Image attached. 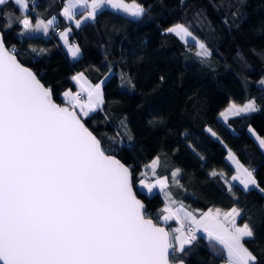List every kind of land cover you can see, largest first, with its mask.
<instances>
[{
    "label": "trees",
    "instance_id": "16d2710c",
    "mask_svg": "<svg viewBox=\"0 0 264 264\" xmlns=\"http://www.w3.org/2000/svg\"><path fill=\"white\" fill-rule=\"evenodd\" d=\"M64 2L29 0V8L21 10L8 0L0 11L14 19L27 15L33 24L56 17L53 27L71 29L68 40L80 47L77 58H68L51 29L49 35H20L22 25L5 28L7 17L0 15L6 47L14 46L20 63L51 87L60 105H67L61 97L65 90L77 89L71 79L76 73L83 72L91 84L105 77L104 104L83 120L108 154L131 170L134 193L148 218L168 230L174 225L158 220L165 193L146 194L135 186L141 173L149 179L146 165L159 157L156 175L168 177L166 191L176 205L194 215L209 208L240 209L237 223L249 222L255 229L246 246L264 264V193L232 182L234 170L226 159L231 150L241 164L256 170L264 188V153L248 131L252 127L264 137V87L257 85L264 79V0H138L146 9L140 18L103 8L78 28L60 15ZM177 23L205 42L212 54L201 58L193 44L166 31ZM39 49L45 51L40 54ZM248 100L255 101L257 111L231 116L225 123L218 119L229 102ZM177 168L179 185L171 179ZM213 170L223 176H212ZM176 255L185 264H218L222 250L199 236Z\"/></svg>",
    "mask_w": 264,
    "mask_h": 264
},
{
    "label": "snow or ice",
    "instance_id": "6c2138e0",
    "mask_svg": "<svg viewBox=\"0 0 264 264\" xmlns=\"http://www.w3.org/2000/svg\"><path fill=\"white\" fill-rule=\"evenodd\" d=\"M21 10L29 8V0H14ZM8 0H0V6ZM140 18L146 13L138 0H67L62 15L74 20H94L105 6ZM86 7V16L75 19L76 8ZM7 17L4 27L13 23L23 31H42L45 35L53 27L55 17L35 24L27 15ZM227 23V21H225ZM71 29L59 33L73 58L80 47L70 44ZM186 43L189 39L198 48L196 55L207 58L212 53L205 42L196 38L184 24L166 29ZM33 52L37 49L33 48ZM45 49H39L42 54ZM80 87L63 93L69 106H61L53 99L51 87L41 83L31 69L25 67L14 54V46L5 45L0 33V262L2 264H173L177 255L197 241L203 231L210 247L220 246L226 254V264H260L246 241L255 238L252 224L237 223L241 210L233 207L227 212L209 208L197 218L181 204L171 199L168 177L156 175L159 157L146 168L153 181L141 173L139 184L151 194L157 187L164 191L166 203L158 220H176L180 226L166 229L148 218L145 205L133 191V175L114 155L102 147L101 140L86 127L83 118L101 109L104 104V81L91 84L83 72L71 77ZM130 83V81H129ZM264 84V80L260 82ZM86 94V95H85ZM77 109L79 110L77 112ZM254 100L243 106L231 104L220 115L255 112ZM208 131L215 136L212 129ZM254 132V130L250 129ZM131 139V136L128 137ZM264 148V137L256 136ZM228 160L236 165L232 180L239 181L245 190L260 187L255 169L245 167L229 150ZM181 169L171 173L177 179ZM212 176H223L213 170ZM228 184L231 192L232 185ZM185 221L188 222L185 231ZM178 264H184L179 260Z\"/></svg>",
    "mask_w": 264,
    "mask_h": 264
},
{
    "label": "crops",
    "instance_id": "0c3cea01",
    "mask_svg": "<svg viewBox=\"0 0 264 264\" xmlns=\"http://www.w3.org/2000/svg\"><path fill=\"white\" fill-rule=\"evenodd\" d=\"M128 3V2H127ZM125 15V14H124ZM62 17H64V16H62ZM65 18V17H64ZM133 18H135V17H133ZM50 19H52V17L50 18ZM54 23H55V21H54ZM51 29V28H50ZM49 29V30H50ZM63 30V29H62ZM62 30H60V31H58L57 32V40H58V43H59V45H60V47L63 49V51L65 52V54L68 56V58H70V59H75V58H73L71 55H70V53H69V51H68V46L64 43V41L60 38V36H59V33L62 31ZM51 31V30H50ZM69 41V40H68ZM69 43L70 44H73V43H71L70 41H69ZM79 56V55H78ZM77 56V57H78ZM76 57V58H77ZM77 112H78V109H77ZM250 133V132H249ZM251 135V134H250ZM252 136V135H251ZM256 136H258L257 134H256ZM253 137V136H252ZM254 138V140H255V142L258 144V146H259V142H258V140L256 139V137L254 136L253 137ZM261 149V148H260ZM263 152V151H262ZM264 153V152H263ZM228 155V154H227ZM227 155H226V159H227ZM228 161V160H227ZM229 163H230V165L233 167V170H234V172H233V174L231 175V177H230V180L232 181V182H234V183H237L238 185H240L242 188H243V186L239 183V181H234V180H232L231 178H232V176L233 175H235L236 174V165L234 164V163H232V161H228ZM148 181H150V180H148ZM135 186H136V188L139 190V191H142V192H144V193H146V194H149L148 192H147V189H145V188H143V186H141L140 184H139V182H136V184H135ZM159 192V193H161L162 195H164V191H161L160 189H159V187L158 188H155L154 190H153V192ZM165 203H166V198H165ZM165 205V204H164ZM173 207H178L179 205H172ZM163 208H164V206H163ZM162 208V209H163ZM208 211V209H206V210H204V211H202V212H207ZM229 211V210H228ZM201 212V213H202ZM224 212H227V211H224ZM201 213H199L198 215H195L197 218H199V216H200V214ZM162 215V214H161ZM161 223H163V224H167V223H169L170 221H173L174 222V225L173 226H171L170 227V229H174V228H177V227H179L180 226V224L176 221V220H170V221H167V222H165V221H162V220H159ZM185 223H188L187 221H185ZM169 229V230H170ZM202 237V238H205L206 239V234L203 232V231H198L197 232V237ZM218 264H226V254L222 251V259L220 260V262L218 263Z\"/></svg>",
    "mask_w": 264,
    "mask_h": 264
},
{
    "label": "rangeland",
    "instance_id": "374dc122",
    "mask_svg": "<svg viewBox=\"0 0 264 264\" xmlns=\"http://www.w3.org/2000/svg\"><path fill=\"white\" fill-rule=\"evenodd\" d=\"M66 2H67V0H65V2H64V5L66 4ZM126 2V1H125ZM127 3V2H126ZM128 3H131V2H128ZM64 5L61 7V9H60V15L61 16H63L62 15V10H63V7H64ZM103 8H106V9H110V10H113V11H117V10H114V9H112L111 7H109V6H107V5H105ZM102 8V9H103ZM76 17H75V19H80V17H81V15H85L86 16V14H87V11H88V9L86 8V7H84V8H81V7H77L76 8ZM117 12H119V13H121V14H125V13H123V12H120V11H117ZM126 15V14H125ZM128 16V15H127ZM130 17V16H129ZM53 18V17H52ZM131 18H133V17H131ZM65 19L67 20V21H70V20H68L66 17H65ZM86 20H88V19H86ZM86 20H84V21H86ZM55 21H56V17H55ZM84 21H82V22H84ZM73 24H75V22H74V20H72L71 21ZM175 25V24H174ZM173 26V25H172ZM171 27V26H170ZM66 29V28H65ZM64 30V29H63ZM62 30V31H63ZM174 34V33H173ZM176 35V34H175ZM177 36V35H176ZM178 37V36H177ZM179 39H180V37H178ZM182 42H184V43H186L184 40H182V39H180ZM187 43H191V44H193L194 45V47H195V53L198 51V48L195 46V44L189 39V41L187 42ZM105 79V77L104 78H102V80L101 81H103ZM262 80H264L263 78H261V79H259L258 81H257V85H260V86H262V87H264V84H261L260 82L262 81ZM100 81V82H101ZM99 83V82H98ZM79 85L77 84V89L75 90V91H72V92H77V91H79ZM66 91V90H65ZM64 91V92H65ZM63 92V93H64ZM63 93H62V95H61V97H62V100L64 101V102H66L67 103V105L70 107V104H69V101L67 100V98H65L64 96H63ZM248 101H250V100H248ZM248 101H246V102H244V103H242V104H236V103H233V102H229L225 107H224V109H222L221 111H220V113L221 112H224L225 111V109H227L228 107H229V105H231V104H236L237 106H243L245 103H247ZM79 111V110H78ZM220 113L218 114V119L220 120V121H222V122H226V120H225V118L224 117H222L221 115H220ZM242 114H245V113H242ZM231 116H233V115H228V118L229 117H231ZM227 118V119H228ZM250 129H252V127H248V131L250 132V134L254 137H256V133H255V131L254 132H252V131H250ZM207 130H208V128H207ZM253 130V129H252ZM259 147L261 148V150L264 152V148H262L260 145H259ZM229 152V151H228ZM228 154V153H227ZM227 160H228V155H227ZM228 161H230V160H228ZM149 175H150V177H149V179L148 180H150V181H153L154 179H155V177L154 176H152V173H151V171L148 173ZM161 177H164V176H161ZM137 182H139V179L137 180ZM158 188V187H157ZM165 206V205H164Z\"/></svg>",
    "mask_w": 264,
    "mask_h": 264
},
{
    "label": "built area",
    "instance_id": "2783aa9c",
    "mask_svg": "<svg viewBox=\"0 0 264 264\" xmlns=\"http://www.w3.org/2000/svg\"><path fill=\"white\" fill-rule=\"evenodd\" d=\"M51 30L54 32V33H57L59 31V28L58 27H52ZM50 34V31L48 32V35ZM86 95V94H85ZM187 227H188V223H185V231L187 230Z\"/></svg>",
    "mask_w": 264,
    "mask_h": 264
},
{
    "label": "water",
    "instance_id": "95a60500",
    "mask_svg": "<svg viewBox=\"0 0 264 264\" xmlns=\"http://www.w3.org/2000/svg\"><path fill=\"white\" fill-rule=\"evenodd\" d=\"M1 33V32H0ZM25 66V65H24ZM25 67H27V66H25ZM28 68V67H27ZM33 72V71H32ZM61 106H68V105H66V104H63V105H61ZM110 155H112V154H110ZM134 191V190H133ZM138 198V197H137ZM139 199V198H138ZM160 226H163V225H160ZM164 227V226H163ZM179 261V260H178ZM178 261H176V262H173V264H178ZM0 264H2V262H0ZM185 264V263H184Z\"/></svg>",
    "mask_w": 264,
    "mask_h": 264
}]
</instances>
